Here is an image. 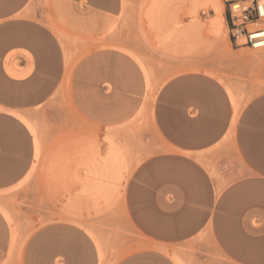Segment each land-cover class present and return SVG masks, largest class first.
<instances>
[{
    "label": "rangeland",
    "instance_id": "rangeland-1",
    "mask_svg": "<svg viewBox=\"0 0 264 264\" xmlns=\"http://www.w3.org/2000/svg\"><path fill=\"white\" fill-rule=\"evenodd\" d=\"M108 1L109 8L95 10L86 0L76 8L71 0H31V26L0 29V57L9 48L30 51L0 62L1 107L33 129L0 112V194L6 195H0V264H26V255L28 264H51L56 253L75 264H261L264 232H232L233 187L250 176L248 150H239L232 133L193 158L208 163L202 180L188 184L193 204L210 206L229 194L220 244L209 231L184 248L133 247L146 238L131 227L127 189L139 162L152 153L153 137L143 143L137 134L154 127L158 92L175 80L216 83L220 89L201 90L217 96L204 101L212 109L204 116L212 132V121L226 118L227 102L243 116L264 98V49L233 45L221 0H118L117 8V0ZM21 2L0 0V16ZM7 65L31 72L14 80ZM105 66L118 70L109 73L118 85L105 79ZM179 91L190 96L198 90ZM257 112L264 113L263 104ZM253 134L263 137L264 130ZM140 141L145 153L139 158ZM242 195L238 190L239 209ZM204 213L185 210L194 223Z\"/></svg>",
    "mask_w": 264,
    "mask_h": 264
},
{
    "label": "crops",
    "instance_id": "crops-1",
    "mask_svg": "<svg viewBox=\"0 0 264 264\" xmlns=\"http://www.w3.org/2000/svg\"><path fill=\"white\" fill-rule=\"evenodd\" d=\"M81 1L71 0L75 8L79 7ZM86 1L88 6L95 10L109 8L110 3L108 0ZM118 6L119 1L117 0L114 8ZM30 7L31 0H22L7 15L0 16V29L4 26H31ZM19 50L30 52L26 46L9 48L0 57V62H3L12 52ZM112 54L111 52L102 53V55ZM22 64L21 68L25 69L27 62L24 60ZM5 71L7 76L14 80L23 79L31 72V70L19 72L8 65L5 66ZM117 71L113 70V67L105 66V79H111L113 84L118 85L117 78H113L112 75L109 76V73ZM209 85H212L215 89H220L216 83L207 80L204 82H191L190 84L180 80L170 82L155 97L152 106L154 127L137 134L138 137L142 138L143 143L144 137L152 136L154 144L152 153L137 165L127 189L131 227L146 238L144 241L135 242L133 247L150 249L184 248L189 245L192 246L194 239L199 234L209 231L215 233L217 243H221L219 234L225 231L221 220L224 215L225 201L228 199L229 194L222 193L216 200H212L210 206L208 204H193L194 192L188 188V184L192 185L193 181L202 180V171L208 163L194 161L193 158L203 155L218 146L231 133L239 150L246 151L245 148L248 150V161L245 162V165L250 174L248 180L233 187L232 232L234 234L264 232V187L262 189V186H264V136L260 137L253 134V129L263 128L264 130V123H258L264 122V113L257 112L258 108L262 104L264 105V98L250 103L248 112L244 113L243 116L239 115L234 121V109L227 102L226 118L213 120L211 124L212 132H210L209 123L208 121L204 122V116L212 109L204 101L217 99V96L201 92L203 88H208ZM189 88L198 91L190 96L187 95V92L179 91ZM190 110L195 113L194 116H190ZM0 112H4L23 123L14 116V112L1 107V103ZM175 114H182V119H174ZM246 132H248V136ZM143 143L141 144L140 141L137 144L139 158L141 154L144 155L145 153ZM238 190L243 192L240 199L242 208L240 209L238 207ZM134 191H136L135 206ZM0 195L6 197L5 194ZM194 208L201 211L206 210V213L200 219L198 218L196 223L190 221L185 214V210ZM176 209L180 211L174 214ZM185 219L186 221H183ZM253 221L258 222L260 227L258 230L254 228ZM210 222L211 226L208 228ZM56 254L52 257L51 264H55L57 258L63 260L62 264H75L69 262L70 258L65 253ZM111 260L112 258L106 257L107 262ZM238 263L252 264L257 262L243 260ZM259 263L264 264V261ZM26 264H28L27 255Z\"/></svg>",
    "mask_w": 264,
    "mask_h": 264
},
{
    "label": "built area",
    "instance_id": "built-area-1",
    "mask_svg": "<svg viewBox=\"0 0 264 264\" xmlns=\"http://www.w3.org/2000/svg\"><path fill=\"white\" fill-rule=\"evenodd\" d=\"M229 40L236 48L264 49V0H221ZM234 5H238L235 9Z\"/></svg>",
    "mask_w": 264,
    "mask_h": 264
},
{
    "label": "bare ground",
    "instance_id": "bare-ground-1",
    "mask_svg": "<svg viewBox=\"0 0 264 264\" xmlns=\"http://www.w3.org/2000/svg\"><path fill=\"white\" fill-rule=\"evenodd\" d=\"M222 10H223V6L221 5L219 8H217L216 10H215V12L217 13V15H219V16H221V14H222ZM222 21H223V19H222ZM221 30L219 29V31L218 32H220ZM68 44V43H67ZM69 45V44H68ZM122 46V45H121ZM204 69V68H203ZM206 70V69H205ZM204 71V70H203ZM232 101H233V99H232ZM247 101V100H246ZM245 101V102H246ZM249 101V100H248ZM233 103H234V101H233ZM247 103V102H246ZM14 114V116H16V118H18L20 121H22L26 126H27V128L29 129V131L31 132V133H33V129H32V127L28 124V122L21 116V115H19V114H16V113H13ZM238 111L237 110H235V112H234V117H233V121L234 120H236L237 119V117H238ZM24 115V114H23ZM40 141V140H39ZM107 141V140H106ZM97 142H98V140H97ZM108 142V141H107ZM34 146H35V154L37 155L38 154V144H37V141L36 140H34ZM40 144V143H39ZM98 144V143H97ZM41 145V144H40ZM39 145V146H40ZM93 145V144H92ZM109 146V145H108ZM99 147V146H98ZM39 149H41V148H39ZM100 154V153H99ZM97 157V156H96ZM99 159V158H98ZM97 160V159H96ZM99 161V160H98ZM91 169L93 170V168L91 167ZM89 172V171H88ZM94 172V171H93ZM99 173V172H98ZM90 177V176H89ZM96 177H98V176H96ZM100 178V177H99ZM97 179V182H98V178H96ZM93 181H94V179H93ZM96 182V183H97ZM102 183H103V181H101ZM91 184V183H90ZM98 184V183H97ZM109 184V183H108ZM100 185H101V183H100ZM100 185H98V186H100ZM95 186V185H94ZM101 187H103V185H101ZM105 188V187H104ZM60 218H62V217H60ZM67 218V217H66ZM70 218V217H69ZM67 220V219H66ZM73 221V220H72ZM83 229V228H82Z\"/></svg>",
    "mask_w": 264,
    "mask_h": 264
},
{
    "label": "clouds",
    "instance_id": "clouds-1",
    "mask_svg": "<svg viewBox=\"0 0 264 264\" xmlns=\"http://www.w3.org/2000/svg\"><path fill=\"white\" fill-rule=\"evenodd\" d=\"M236 7H238V5H234L233 8L235 9ZM261 15L264 16V11L261 12Z\"/></svg>",
    "mask_w": 264,
    "mask_h": 264
}]
</instances>
